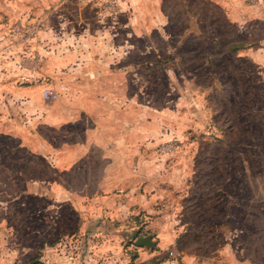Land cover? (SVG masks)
Masks as SVG:
<instances>
[{
	"label": "rangeland",
	"instance_id": "374dc122",
	"mask_svg": "<svg viewBox=\"0 0 264 264\" xmlns=\"http://www.w3.org/2000/svg\"><path fill=\"white\" fill-rule=\"evenodd\" d=\"M210 1L0 0V264H59L67 245L47 246L72 233L80 240L66 233L77 216L35 184L51 177L39 143L49 149L56 138L45 127L43 137L20 133L34 117L25 97L66 91L24 70L42 53L74 49L88 56L81 64L99 50H119L123 65L133 59L139 102L167 109L164 144L175 150L165 171L183 178L171 203L198 232L199 252L218 264H264V28L240 30Z\"/></svg>",
	"mask_w": 264,
	"mask_h": 264
},
{
	"label": "crops",
	"instance_id": "0c3cea01",
	"mask_svg": "<svg viewBox=\"0 0 264 264\" xmlns=\"http://www.w3.org/2000/svg\"><path fill=\"white\" fill-rule=\"evenodd\" d=\"M210 2L225 10L229 22L240 30H251L252 23L264 28V0ZM260 41L264 45V35ZM260 50L264 59V49ZM67 52L42 53L37 69L24 70L26 76L34 72L51 84L59 80L62 85L55 89L66 91L52 102L43 100L42 91L38 97H25L22 104L34 117L28 120V129L20 131L43 137L39 127H45L56 138L57 145L49 149L44 139L39 143L51 177L35 184L50 186L56 207L65 204L77 216V226L66 233L75 230L87 241L80 257L71 259L64 253L59 264L220 263V251L215 258L204 256L195 246L198 232L176 219L183 211L173 207L169 193L181 186L183 178L177 172L166 173L169 156L156 153L158 145L172 137L164 118L168 112L139 102L136 61L123 65L119 50L111 54L99 50L93 55L97 61L81 64L84 51ZM145 78L151 83L147 73ZM151 81L155 82L153 77ZM159 218L162 223L156 226ZM118 233L127 241L118 240ZM135 236H150L154 246L134 247ZM169 251L178 256L169 258Z\"/></svg>",
	"mask_w": 264,
	"mask_h": 264
},
{
	"label": "built area",
	"instance_id": "2783aa9c",
	"mask_svg": "<svg viewBox=\"0 0 264 264\" xmlns=\"http://www.w3.org/2000/svg\"><path fill=\"white\" fill-rule=\"evenodd\" d=\"M30 36L38 38V34L37 33L36 34L35 33H31ZM27 39H28V37L25 36V40H27ZM42 96H43V98L46 101H51V102L52 101H56L59 98L58 93L56 91L50 89V88L44 89L42 91ZM173 150H175V146L164 144V142H163V143H160L159 146L157 147L156 153H158L159 155H168ZM72 238L70 240L69 239L67 240V239L64 238L65 240H62L61 243L57 242V243H54L53 245L48 246V247L50 249V248H53L57 244V248L61 249L62 245H64V246L67 245L65 247L66 248V254H68L71 259H73L76 256L80 257L81 254L84 253V251H85V249L87 247L86 246L87 241H85V240L82 241V239H80L78 243H75V241H73ZM132 244H133V241H132ZM59 255L61 256V253ZM59 255H58V257H60ZM177 256H178V254L175 251H169L168 252V257L169 258H176ZM43 264H44V262H43Z\"/></svg>",
	"mask_w": 264,
	"mask_h": 264
},
{
	"label": "water",
	"instance_id": "95a60500",
	"mask_svg": "<svg viewBox=\"0 0 264 264\" xmlns=\"http://www.w3.org/2000/svg\"><path fill=\"white\" fill-rule=\"evenodd\" d=\"M132 241H133L134 247H147L148 248V247L154 246L150 236H145V237L135 236Z\"/></svg>",
	"mask_w": 264,
	"mask_h": 264
},
{
	"label": "trees",
	"instance_id": "16d2710c",
	"mask_svg": "<svg viewBox=\"0 0 264 264\" xmlns=\"http://www.w3.org/2000/svg\"><path fill=\"white\" fill-rule=\"evenodd\" d=\"M51 245H53V243H52V244H50V245H48V246H51ZM48 246H47V247H48ZM129 253L132 255V253H131V252H129ZM40 264H43V263L41 262Z\"/></svg>",
	"mask_w": 264,
	"mask_h": 264
}]
</instances>
